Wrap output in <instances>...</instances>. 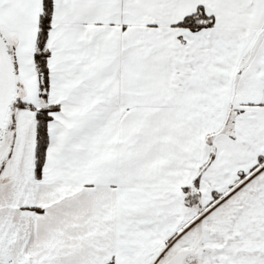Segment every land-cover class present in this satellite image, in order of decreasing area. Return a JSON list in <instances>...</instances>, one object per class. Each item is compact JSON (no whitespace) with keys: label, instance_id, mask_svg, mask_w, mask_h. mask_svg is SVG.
<instances>
[{"label":"snow or ice","instance_id":"snow-or-ice-1","mask_svg":"<svg viewBox=\"0 0 264 264\" xmlns=\"http://www.w3.org/2000/svg\"><path fill=\"white\" fill-rule=\"evenodd\" d=\"M0 264H264V0H0Z\"/></svg>","mask_w":264,"mask_h":264}]
</instances>
